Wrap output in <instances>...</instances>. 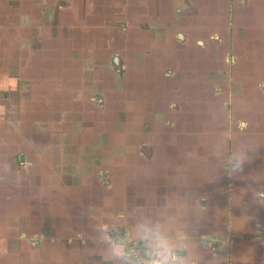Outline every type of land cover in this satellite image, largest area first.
<instances>
[{
    "label": "crops",
    "instance_id": "crops-1",
    "mask_svg": "<svg viewBox=\"0 0 264 264\" xmlns=\"http://www.w3.org/2000/svg\"><path fill=\"white\" fill-rule=\"evenodd\" d=\"M64 1L56 27L66 21L74 27V20L64 18L82 0ZM228 1L174 0L167 8L165 1L132 0V9L112 0L108 7L126 16L117 23L134 33L110 28L115 46L121 42L123 71L109 63L110 39L99 38L96 44L106 53L96 56L93 40L58 34L43 44L40 35L15 40L12 31L17 50L27 47L36 63L43 57L42 79L28 76V84H21L28 97L17 98L14 117L0 119L7 134L0 131V217L14 215V243L26 249L28 264H101L91 240L92 217L111 214L127 228L129 210L137 206L165 219L176 216L193 232L214 237L209 244L220 264H264V95L258 91L264 83V35L258 27L264 22L248 35L251 53L237 42L232 72L224 67V37L217 40L220 54L210 50L208 69L192 62L199 22L206 24L208 13L220 19ZM172 9L187 15L190 40L169 34ZM1 19L0 13V26ZM141 22L151 38L138 28ZM1 29L0 88L7 90L14 46ZM47 43L56 47L40 49ZM227 87L240 110L231 118ZM238 148L248 159L241 171L230 172L228 158ZM5 204L13 210L3 212ZM201 206L207 209L203 214ZM22 216L27 228L20 229Z\"/></svg>",
    "mask_w": 264,
    "mask_h": 264
},
{
    "label": "flooded vegetation",
    "instance_id": "flooded-vegetation-1",
    "mask_svg": "<svg viewBox=\"0 0 264 264\" xmlns=\"http://www.w3.org/2000/svg\"><path fill=\"white\" fill-rule=\"evenodd\" d=\"M112 0H82V3L78 8H76L75 11H73L71 14L66 15L64 18L65 20H74V27L73 25H70L68 21L64 22V24L59 27V31L57 33L61 34L62 36H66L67 38H74L78 39L81 38L82 40H90L94 41L95 48L92 49V53L96 56L98 54H101L106 51H101V46L99 44H96V42H99V38L102 37L106 40L110 39V47L108 50V53L111 50L110 54V59L109 63L111 66L116 67V71H123L125 68L124 65V60H122V50L118 49L119 46L121 45V42H114V36L113 33H111L110 28L115 24L116 27H119V30L123 31L125 35H130L134 34L133 29H128V26H122L117 23V17L122 18V22L125 23L124 20H126V16L123 15L125 12H123L121 9H114L109 8L108 4ZM120 4H123L121 1H124L125 3V8L126 7H134L136 3L129 1V0H118ZM162 1L165 0H159L160 4ZM171 1L174 0H167L166 2V7L168 8V5H172ZM238 2L236 4L232 3V0H229L227 2V6L225 9H222V14L220 19L217 17L211 16L208 12L204 20L206 21V24H201L199 22V25L197 27V30L199 29V32L202 31L201 35L199 34L198 38L194 39V44L197 48L193 52V63H196L200 65V67H205V69L209 68V62L208 59H210V50L211 53L215 54H220V50H218V44L217 40H222V37L225 38V57L227 59L225 60V66L226 69L229 72H232L236 67H235V54H233L232 50L237 48L236 44L238 41L243 42L244 48L246 49V53H251L253 45V40L249 38L250 33H254L256 31L257 26L259 25V20H261V23L264 22V3L262 2L261 4H258L255 2V0H237ZM264 1V0H262ZM25 2V1H24ZM51 2V3H50ZM54 2V3H53ZM117 2V0H115ZM66 1L64 0H39V7L42 8V12L38 13L36 15V19H40V15H44L46 13V16L48 18L49 22H54V25H58V21H60V10L61 8H65ZM20 5V4H19ZM21 5H26L27 8L30 9V12L34 10L33 13L37 12L38 9L35 8L36 3L35 1L32 0H27V3H21ZM206 5V4H205ZM122 6V5H121ZM164 10H167V8L161 7ZM44 9V11H43ZM133 9V8H132ZM14 12V16L18 14L16 8L12 9ZM94 10H97L94 13ZM209 11V10H208ZM17 12V13H16ZM10 13V12H9ZM98 13V14H97ZM124 13V14H123ZM211 16V17H210ZM43 17V16H42ZM172 21L174 25V30L172 33L169 32V34L173 35L174 39L177 40H183L184 42L190 40L191 36L189 34L188 26L187 24H184V20H186L187 15L183 11H176L172 9ZM34 18L30 19V22L32 24H35L36 21H34ZM41 20V19H40ZM33 21V22H32ZM19 26H26L28 23L27 21H20ZM218 22V23H217ZM220 23V24H219ZM122 24V23H121ZM138 24V23H137ZM153 27V26H152ZM182 27V29H181ZM139 29L146 31L145 24L141 22L140 25H138ZM29 30V29H20L18 33H15L14 39L16 40V37L21 36L22 39H24V31ZM36 30V31H34ZM40 28L32 29L28 32H30V35L33 37H37L38 35L42 36L44 32H40ZM106 30V31H104ZM138 30V29H137ZM16 32L18 31L15 30ZM46 31V30H45ZM258 31L262 36L264 35V27L263 25H260L258 27ZM150 32V31H149ZM182 32V33H180ZM205 32V33H204ZM136 33V32H135ZM207 38H205V36ZM42 34V35H41ZM148 34V37L151 38L152 30L151 33ZM43 37V36H42ZM139 37V36H138ZM211 40V41H210ZM219 40V41H220ZM212 42V47L208 45ZM103 44L104 48L106 47ZM32 47V46H31ZM90 47L86 48V50H90ZM115 48V49H114ZM212 48V49H211ZM222 46H219V49H221ZM124 50V49H123ZM127 47L125 48L124 52H127ZM86 51V52H87ZM248 56V55H247ZM112 59L116 60V63L112 61ZM97 63L99 62V58L95 59ZM211 66H214L213 64ZM235 67V68H234ZM242 68V66L240 67ZM223 70V67L221 68ZM225 95H226V104H225V109L227 111V117L231 118V116H235L240 110H237V106L233 104V101L231 100V87H227L225 89ZM259 95H264V83H260L259 85ZM212 94H214L212 92ZM239 105V103H237Z\"/></svg>",
    "mask_w": 264,
    "mask_h": 264
},
{
    "label": "clouds",
    "instance_id": "clouds-1",
    "mask_svg": "<svg viewBox=\"0 0 264 264\" xmlns=\"http://www.w3.org/2000/svg\"><path fill=\"white\" fill-rule=\"evenodd\" d=\"M247 159L246 150L238 148L228 158V171H241ZM206 211V207L198 208L200 214ZM92 220L91 240L101 264H220L209 244L215 238L200 230L193 232L176 216L165 219L137 206L129 210L127 228L111 214Z\"/></svg>",
    "mask_w": 264,
    "mask_h": 264
},
{
    "label": "rangeland",
    "instance_id": "rangeland-1",
    "mask_svg": "<svg viewBox=\"0 0 264 264\" xmlns=\"http://www.w3.org/2000/svg\"><path fill=\"white\" fill-rule=\"evenodd\" d=\"M165 1L167 2V0ZM22 2L27 3V0H0V13H1V18H3L1 19L3 21L2 23L3 25L0 27L3 30L1 28L0 29L2 30L1 33L4 35L3 36L4 40H10L9 43L13 45V41L11 40L13 38L12 31L14 30V35H15V33L20 32L19 31L20 29H25V28L29 29L28 31L32 29H36L37 27L40 28L41 29L40 32H44V35L41 34L43 36L42 41L43 39H46V37L53 39L54 35L59 34L57 33L58 32L57 28L59 27H56L58 25L55 26L54 22L52 23L49 22L47 18L49 16H46V13L44 15H40L41 20L39 19L36 21V15L39 12L40 13L42 12L41 7L38 8L37 12L33 13L34 10L30 12V9L27 8L26 5L25 6L21 5ZM14 8H16L15 11L18 12L16 16H14V12L12 10ZM168 15L169 16L171 15L169 10H168ZM31 18L35 19L34 20L36 21L35 24H32L30 22ZM24 20L27 21L28 24L26 26H22V25L19 26V23H21L20 21H24ZM17 29L18 31L16 32L15 30ZM28 31L25 30L24 35L30 34V32ZM71 39L73 38L71 37ZM43 44H45L44 41H43ZM54 44L55 43H51V44L47 43L46 45L41 46L40 49H42L43 47L45 48V50L53 49L54 47H56V46H53ZM17 45L18 47L21 48V46H19V44L14 40V45H13L14 49L12 48L13 49L12 51L14 52H11L9 54L10 59L7 60L8 67L14 65V68H13L14 73L9 72L8 74L9 77L7 76V78L11 82V83H8L10 84V87L8 86L7 90L1 89V88H5V86H1L0 88L1 89L0 90V119L7 118V117L8 118L14 117V112L17 109V104H18L17 98H21V97L27 98L28 97V93L26 92V90H24V88L21 87V84L23 85L27 83L28 81H30V79H28V76L31 77V80H34L36 82L42 79L41 78L42 77V74H41L42 66H39V65L40 63H42L43 57L39 58L40 63L38 61L36 63L32 59L33 54H29L31 53V51L27 47H26L27 49L24 48V50H20V49L17 50ZM3 50L5 52V47ZM37 53L40 54L41 52H37ZM27 54L30 55V59L27 56ZM29 69H31L32 71L34 70V72L31 73L30 71L29 73ZM0 131L4 136L7 135L6 130H4V127H2ZM6 150L7 148L4 149L3 151L6 152ZM10 158L12 161H14V154H12ZM12 166H14V163H12ZM2 173H3L2 177H5L6 180L9 181L8 184L13 182L11 181L12 180V178H10L11 176L7 175L4 171H2ZM231 200L232 199L229 198V202H231ZM10 210H13V208L10 207L9 204H5L3 208V212L4 211L11 212ZM2 216H3L2 218L0 217V230H1V233H0V264H28V261H27L28 255L26 253V249L22 247L18 249L16 243H14V219H15L14 215L13 217H11V216H8V213H2ZM18 224H19L20 229L25 228L27 224L26 217L22 216ZM22 230H25V229H22ZM22 236L24 237V234ZM24 238L27 239V236ZM16 253H17V257H14V254L16 255Z\"/></svg>",
    "mask_w": 264,
    "mask_h": 264
}]
</instances>
